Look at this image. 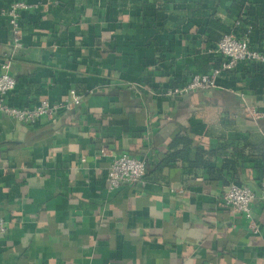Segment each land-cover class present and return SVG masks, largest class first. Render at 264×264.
Returning a JSON list of instances; mask_svg holds the SVG:
<instances>
[{"label": "crops", "instance_id": "1", "mask_svg": "<svg viewBox=\"0 0 264 264\" xmlns=\"http://www.w3.org/2000/svg\"><path fill=\"white\" fill-rule=\"evenodd\" d=\"M57 1L0 0V74L11 60L17 81L9 105L84 96L36 125L0 117V264H264V68L241 63L216 89L167 96L220 66L215 47L238 20L264 53V0ZM17 2L31 8L11 59L2 13ZM183 130L212 152V169L156 170ZM123 155L146 163V184L110 191L107 171ZM250 156L262 157L257 168ZM231 182L256 192L257 233L222 204Z\"/></svg>", "mask_w": 264, "mask_h": 264}, {"label": "built area", "instance_id": "2", "mask_svg": "<svg viewBox=\"0 0 264 264\" xmlns=\"http://www.w3.org/2000/svg\"><path fill=\"white\" fill-rule=\"evenodd\" d=\"M50 1L58 5L57 0ZM30 8L24 2L11 3L2 13L3 16L7 17L10 27L9 49L11 59L15 58L23 50V32L20 25V17L23 11ZM251 31L252 27L243 25L241 20L236 21L234 30L229 34L223 35L215 47V53L221 59L220 66L214 67L211 74H196L186 84L170 87L167 96L184 98L194 92H207L216 89L218 87L217 80L221 74L235 70L241 63L258 65L264 68V53L254 50L250 46L249 34ZM11 63V60H6L1 66L0 117H9L19 123L36 125L42 119H54L56 116L81 106L84 96L75 90H71L55 102H51L49 99H41L32 107H11L7 102V97L16 89L17 85L16 79L10 73ZM130 90L139 93L138 87H130ZM151 93L153 94L152 91ZM89 94H94V92L91 91ZM244 112L255 120L262 118V114L253 108L246 107ZM101 155L105 156L106 151H102ZM146 169V163L137 158L128 155L115 158L111 162L106 175L108 189L115 191L123 187L145 186ZM262 188L264 189V184ZM256 199V192L250 187L241 186L235 182L230 183L227 191L221 197L225 208L248 219L254 233L258 232L255 221L252 218V205ZM6 231L7 226L0 219V235L6 234Z\"/></svg>", "mask_w": 264, "mask_h": 264}, {"label": "trees", "instance_id": "3", "mask_svg": "<svg viewBox=\"0 0 264 264\" xmlns=\"http://www.w3.org/2000/svg\"><path fill=\"white\" fill-rule=\"evenodd\" d=\"M243 25L246 26L247 24L243 22ZM89 95L90 94L86 95V98L89 97ZM195 148L196 147L193 146L192 139L188 135V131L187 130L180 131L169 144L168 152L165 155V157L162 159V161L159 163V165L156 166V170L161 169L163 166H172L179 161L185 163L190 169H198V168H206L208 170L212 169L209 165L210 164L209 161L205 159L206 155L212 154V152H205V151L203 152L197 148L195 150ZM250 149L251 151H256V150L259 151V149L255 147H252ZM193 150L196 152V157L194 161L190 160L189 158ZM252 157L253 156H250L252 164L254 168H257L259 160L262 161L263 159L262 157L260 158L259 157L252 158ZM229 168H230V164L224 166V170L225 169L228 170ZM220 172H222V170Z\"/></svg>", "mask_w": 264, "mask_h": 264}]
</instances>
